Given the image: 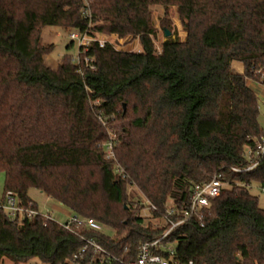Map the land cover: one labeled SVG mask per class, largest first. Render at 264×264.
I'll use <instances>...</instances> for the list:
<instances>
[{
    "label": "trees",
    "instance_id": "16d2710c",
    "mask_svg": "<svg viewBox=\"0 0 264 264\" xmlns=\"http://www.w3.org/2000/svg\"><path fill=\"white\" fill-rule=\"evenodd\" d=\"M86 2L0 0V204L10 191L39 212L27 194L36 188L112 231L81 227L101 250L88 245L78 264H124L169 228L165 216L182 218L194 184L218 176L225 185L202 218L184 219L151 252L168 257L170 246L177 264L264 263V209L249 192L253 184L264 189V154L252 169L232 170L250 163L245 150L262 133L249 81L264 88V0ZM152 5L174 7L185 33L166 37L159 54ZM85 11L90 31L138 37L140 50L92 42L84 55L94 69L68 56L46 65L52 44H42L43 27L85 31ZM108 130L116 136L112 158ZM133 185L141 203L129 195ZM142 207L165 224H144ZM84 244L40 212L11 218L0 207V261L70 264Z\"/></svg>",
    "mask_w": 264,
    "mask_h": 264
},
{
    "label": "built area",
    "instance_id": "2783aa9c",
    "mask_svg": "<svg viewBox=\"0 0 264 264\" xmlns=\"http://www.w3.org/2000/svg\"><path fill=\"white\" fill-rule=\"evenodd\" d=\"M83 1L85 6L87 7L88 4L86 0ZM85 14L89 17L88 28L85 31L72 29L68 32V38L71 40V42H75L79 48L78 56L76 58L75 63L77 65L83 63L85 66H88L90 69H94L93 57L84 55V53L87 50V46L92 42H96L99 47H103L105 44L107 43L110 44V43L105 41L101 36L99 35L97 36V34H100L101 32L90 31L89 28L93 26L90 21V12L85 11ZM79 72H81V69H79ZM113 145H114L113 138H110L106 143V147H105L106 158L113 157V150H112ZM263 154H264V125L262 126V133L255 141L254 146H248L245 150L244 155L250 163L244 166L243 168L232 167V170L235 172H241L252 169L257 164L258 158ZM116 170L118 172L122 171L119 169L118 165L116 166ZM224 185L225 182L222 179H220L218 176L212 177L207 182H203L201 184H194L191 191L189 207L186 210H184L182 218L177 221H172L167 216H165L164 219L165 222L169 224V228L156 240L152 242H143L140 245L136 258L124 264H177L171 261V257L174 254L172 247L169 246L166 249L168 252V257H163L160 254L152 253L151 247L155 246L157 242L160 241L168 233L169 230H171L176 225L180 224L184 219L189 218L191 216H195L200 220L203 216V210L208 207L209 202L212 199L218 196ZM262 191H264V189H262ZM0 207L3 208L11 218L15 217L16 214H21L23 217L30 219L32 216L39 214V212L33 209L31 206L21 207L18 204L15 196L10 191H7L5 193V202L1 203ZM149 209H154V206L150 205ZM170 212L171 210L168 211V214H170ZM41 215L44 218H51L50 214H41ZM58 224H60L64 229L74 233L75 235H77L78 237H80L85 241V244L82 246L80 251L77 254H74L70 264H78V259L81 257V253L85 251L88 245L93 246L97 250H101L100 246L97 245L95 242H93V240L86 239L78 233L81 227L91 228L94 230L101 231L102 230L101 224L96 222L94 219L83 218L70 213L65 221L58 222ZM187 264H192V262L189 261Z\"/></svg>",
    "mask_w": 264,
    "mask_h": 264
},
{
    "label": "rangeland",
    "instance_id": "374dc122",
    "mask_svg": "<svg viewBox=\"0 0 264 264\" xmlns=\"http://www.w3.org/2000/svg\"><path fill=\"white\" fill-rule=\"evenodd\" d=\"M151 21L155 29V36L152 37L153 48L156 54L161 51V44L165 40L164 29L169 30L170 36L172 38L178 37L180 39L184 38V31L182 30L180 23L178 21L175 8H168V12H163V8L159 5L150 6ZM166 22L168 26H162V22ZM70 31V30H69ZM55 26H46L41 30V42L44 45L52 44V49L46 55H44V61L46 65L55 67L58 62L64 56H68L75 63L78 56V46L75 42H71L68 38V32ZM101 36L105 41L109 42L114 46L116 50L120 51H139V38L138 37H122L118 38L114 34L100 33L97 36ZM238 63L233 62L234 68ZM239 66V65H238ZM249 85L257 93L258 103H259V122L264 125V88H261L257 83L249 81ZM108 139H115V132L108 130ZM4 190V174L0 172V194ZM249 192L257 197L258 206L264 209V192L260 190L259 185L253 184L249 188ZM129 195L134 201L140 200L139 203L144 201V196L139 191L136 186H131L129 188ZM30 199L36 204L39 212L41 214H50L51 218L56 222H63L67 219L70 210L60 204L58 201L48 197L43 192L36 188H29L27 191ZM138 214L143 217L144 224H150L151 226H163L165 222L159 218L152 217L147 207H142ZM102 230L108 234H112V231L108 228H102ZM0 264H46L40 261L38 258L32 257L25 261H15L8 257H3Z\"/></svg>",
    "mask_w": 264,
    "mask_h": 264
},
{
    "label": "crops",
    "instance_id": "0c3cea01",
    "mask_svg": "<svg viewBox=\"0 0 264 264\" xmlns=\"http://www.w3.org/2000/svg\"><path fill=\"white\" fill-rule=\"evenodd\" d=\"M235 63H238V65L237 66H235L236 68H234V66H233V62H232V64H231V66H232V68L233 69H235L236 71H238V72H241L242 71V64L241 63H239V62H235ZM70 214V213H69ZM68 214V215H69Z\"/></svg>",
    "mask_w": 264,
    "mask_h": 264
},
{
    "label": "water",
    "instance_id": "95a60500",
    "mask_svg": "<svg viewBox=\"0 0 264 264\" xmlns=\"http://www.w3.org/2000/svg\"><path fill=\"white\" fill-rule=\"evenodd\" d=\"M164 36L165 37H168L169 35H170V32H169V30H167V29H164Z\"/></svg>",
    "mask_w": 264,
    "mask_h": 264
}]
</instances>
